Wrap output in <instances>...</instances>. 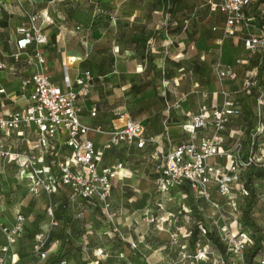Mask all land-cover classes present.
Instances as JSON below:
<instances>
[{
  "label": "rangeland",
  "instance_id": "374dc122",
  "mask_svg": "<svg viewBox=\"0 0 264 264\" xmlns=\"http://www.w3.org/2000/svg\"><path fill=\"white\" fill-rule=\"evenodd\" d=\"M55 3L60 18L42 25L46 33L54 39L60 26L80 27L96 31L98 38L116 47L123 56L120 73L134 74L128 91L136 88L143 96L131 115L148 117L149 127L158 128L164 142L166 137L174 144L181 142L178 134L171 133L203 106L210 112L229 98L240 100L252 123L250 138L240 141L238 147V141L224 143L230 151L239 150L242 157L253 159L245 173L258 187L250 215L264 234V176H255L256 171L264 170V55L250 53L238 37H225L220 28L223 14L210 12L206 0H169L167 7L164 0ZM26 22L22 6L14 0H0V27H5L0 30V41L7 53L16 28ZM10 59L0 52L1 61ZM227 69L235 76L223 75ZM0 75L5 83L16 80L6 71ZM153 93L158 97L150 96ZM16 104L25 107L27 100L21 98ZM117 158L128 159L131 169L115 180L112 197L102 206L78 195L66 198L61 189L35 192L31 180L20 178L22 162L0 157V223L11 227L17 212L25 217L14 241L7 240L0 229L3 264H43L61 243L66 264H247L244 257L254 238L244 226L240 228L237 219H229L232 208L218 192L214 198L222 205L234 237L225 234L218 226L224 219L218 220L215 210L200 202L193 191L190 196L178 189L159 192L158 168L151 157L135 151L129 156L119 153ZM225 160L230 163V159ZM63 200L62 214L70 218L66 226L55 216ZM196 224L219 235L226 252L222 254L203 234L195 248L191 247L189 237ZM252 264H264V247Z\"/></svg>",
  "mask_w": 264,
  "mask_h": 264
},
{
  "label": "built area",
  "instance_id": "2783aa9c",
  "mask_svg": "<svg viewBox=\"0 0 264 264\" xmlns=\"http://www.w3.org/2000/svg\"><path fill=\"white\" fill-rule=\"evenodd\" d=\"M17 1L24 9L27 22L16 28L17 52L9 55L13 62L9 64L0 60V70L7 69L20 75L24 73L21 63L27 66L28 72L21 79L22 96L27 99V105L0 112V157L9 162L21 161L20 177L31 180L35 192L38 189L52 192L68 186L74 195L97 200L104 205L109 203L115 180L125 177L121 171L128 169L129 165L124 160L111 163V153L119 148L150 153L158 168V191L165 193L187 185L197 199L215 210L218 220L224 219L218 226L225 234L234 237L214 192L227 200L232 208L228 213L229 219H237L241 228L233 189L236 188L240 194L247 193L241 179L253 159L242 157L239 150L232 152L227 149L221 135L231 119L241 114L239 100L229 98L221 108L210 112L203 106L181 125L189 138L176 145L166 137L169 145L165 146L164 141L149 133L142 122L131 119L126 111L120 109L113 114L114 117L126 118L122 127L105 129L85 123L79 113L80 92L68 79L67 88L63 89L48 73L42 47L50 43V38L39 24V13L32 3L29 8L23 0ZM256 2L261 25L256 24L250 15ZM206 5L210 12L223 14L220 28L225 37H239L250 53H264V0H206ZM44 20L51 22L52 19L47 16ZM1 47L0 42V52L6 55ZM222 74L235 76L232 69ZM92 79L90 71H84L77 77L76 85L86 88ZM250 84L248 80L247 86ZM6 93V87L0 83V94ZM96 111L97 108L93 107L91 115L95 116ZM200 131L205 134L197 140L196 135ZM92 132L105 136L104 142L98 145L90 137ZM237 141L236 147L240 146V141ZM218 157L221 159L217 160ZM225 158L230 159L229 164ZM24 219V215L18 213L11 227L0 223L7 240L14 241L20 235ZM200 227L205 233L206 228ZM7 249L2 248L5 252ZM3 263V257H0V264ZM60 264H66V261Z\"/></svg>",
  "mask_w": 264,
  "mask_h": 264
},
{
  "label": "crops",
  "instance_id": "0c3cea01",
  "mask_svg": "<svg viewBox=\"0 0 264 264\" xmlns=\"http://www.w3.org/2000/svg\"><path fill=\"white\" fill-rule=\"evenodd\" d=\"M14 1H16L19 6L18 1ZM55 2L56 0H23L26 7L30 8L29 4H33L35 11L40 15L39 24L41 26L48 22L44 20L47 16H50L52 20L60 18V15L58 14L59 10ZM52 20L47 24H51L53 22ZM62 21L63 20H60V22ZM4 28L5 27H0V30H3ZM44 32L46 33L45 30ZM96 33L97 32L94 30L86 32L84 28L76 27L73 29L65 26L59 27V31L56 33L54 39H51L50 35L46 33L50 38V43L44 45L42 51L47 58V69L51 79L63 89L67 88L66 80L68 79V81L74 85L75 90L80 92L78 101L80 107L79 113L85 123L92 126L100 125L105 129L122 127L126 122V118L114 117L113 114L114 111L120 109L126 111L131 119L142 122L147 127L149 133L156 135L159 139L163 140L162 138L164 135L158 128L151 129L149 127L148 117L145 116L140 119L139 117H133L131 115V112L139 106L140 102H142V92L137 91L138 89L136 90V88L128 91V84L134 74L125 72L123 75L120 73L123 56L120 53H117L118 51L116 47L113 49L111 45L103 42V38H98ZM15 39L16 36L13 39V43L8 45L9 53L4 51L6 56L7 54L9 56L17 52ZM197 42L198 41H196V43ZM214 47H219V45H214ZM196 48L199 49V47ZM12 62L13 59H10L9 62L6 63L10 64ZM21 67L24 73L20 75L11 73V71L7 69L0 70L16 76L15 81L7 80L5 83L4 78L0 75V83L1 85H4L7 90L6 94H0L1 113L3 111H13L17 108H21L20 106H17L16 102L21 98L26 99L22 96L21 79L27 74L28 69L23 63H21ZM84 71H90L93 77L89 86L86 88L78 87L76 85L77 77ZM122 78L124 79L122 80ZM115 84H119L120 86H116ZM124 90L127 91L124 92ZM150 96L157 98L158 94L153 93ZM93 107L97 108L95 116L91 115ZM119 121H122L121 125L116 124ZM230 129H233V133H239L240 131H236L237 128H234L233 126H228L226 133ZM207 133H210V131ZM171 134H178L181 142L186 140L184 139V136L188 135L183 133L182 129L176 130ZM204 134V131L198 132L196 139L198 140ZM90 137L95 140L98 145L102 144L105 139V136L95 132L90 133ZM164 143L165 146L169 145L168 141ZM179 143L174 144L173 140H171L172 145ZM122 150L123 148H119L115 154L125 153L129 156L134 154L135 151L142 153V151L134 148L130 151ZM146 157H151L150 153H147ZM115 160L118 161V158H115ZM152 160L154 159L152 158ZM130 169L131 166H128V169L123 171H130ZM123 171H121V175H123Z\"/></svg>",
  "mask_w": 264,
  "mask_h": 264
},
{
  "label": "trees",
  "instance_id": "16d2710c",
  "mask_svg": "<svg viewBox=\"0 0 264 264\" xmlns=\"http://www.w3.org/2000/svg\"><path fill=\"white\" fill-rule=\"evenodd\" d=\"M168 1L169 0H164L165 7H167V5H168L167 2ZM250 15H251V17H253L255 19L254 21H255L256 24H258V25L262 24V22L260 21V17L258 15V2L254 3L252 5L251 11H250ZM0 42L2 43V47L1 48H2V50L4 52L5 50L3 49V42L2 41H0ZM256 54H258V53H256ZM260 54H262V53H260ZM263 55H264V53H263ZM10 58L12 59V57H10ZM239 104H240V108H241V114L239 115V117L231 119V121L227 124L225 130H223L221 132V135H222V137L224 139V142H226V143L229 141L230 143L233 144L237 140H239V141L245 140L246 141V140H248L250 138V134L248 133V130L252 127V123H251V121H249L250 117L248 116V114L245 113V110L242 107L240 100H239ZM246 124H249L248 127L246 126ZM231 125L232 126H237L236 127L237 128L236 131L240 130L239 133H233V129H230L226 134H224L223 132H226L227 127L231 126ZM242 127H243V129H241ZM242 135H243V137H241ZM226 143H224L225 147L227 149H229V146ZM123 150L125 151L126 149L123 148ZM142 154L145 157L147 156V152L142 151ZM117 156H118L117 153L116 154H115V152L111 153V157L112 158L114 157V159H113L114 162H113V160L110 159L111 163L117 162V160H115V158ZM122 160L128 162L129 163L128 166H131V163H130V161L128 159H118V161H122ZM251 166H252V163L243 172L242 179H241L243 187L247 191V193L246 194H244V193L240 194V193L236 192V188L233 189V194H235L233 199L235 198L238 210L240 212L239 220H240L242 226H244L245 231H248L250 236L254 238L252 245L248 248V250L246 252V255L244 257V261L247 264H252L254 258L257 257L260 254L261 250L264 247V234L262 233L261 229L256 224L255 220L250 215V211H251L252 205L255 202V195H256V193H255L256 191L255 190L258 188L255 184L252 183V179L248 180L245 177V173L248 170H250ZM255 176L263 177L264 176V170L256 171V175ZM21 179H25L27 181L29 180V179H27L25 177L21 178ZM114 186H115V183H114L113 188H112V194L114 192V188H115ZM61 190L64 191V194L66 195V198H69L70 195H74L72 189L70 187H68V186H65V187L61 188ZM178 191H180L182 193H185L187 196H190V193H191L192 190L187 185H184L183 187L178 188ZM112 194H111V197H112ZM80 199L88 200V199H84V198H81V197H80ZM94 202L97 203L98 205H102L97 200H94ZM200 202H202V201H200ZM226 203L228 205L227 200H226ZM63 208H64V200L61 201V203L58 205L57 209L55 210V216L58 219L62 220L63 224L66 226L68 224L70 218H69V216H67L65 214H62ZM18 213L19 212H17L15 214V216ZM201 234L204 235L203 236L204 238H207V239L211 240L218 247V249L222 252V254H224L226 252V246L224 245V242H223V240H221L220 236L217 235L212 230H210L208 227H206L205 233H204L202 228L200 227V224L194 225L192 230H191V235L189 237V243H190L191 247L195 248L196 243H197V241L199 239V235H201ZM1 242H2V240L0 238V244H1ZM63 248H64L63 247V243H61V245L57 249H55V251L53 253H51L45 259L43 264H60V262L62 261V259L65 256V253H63ZM18 253H19V251L17 252V254ZM18 259H20L19 254H18Z\"/></svg>",
  "mask_w": 264,
  "mask_h": 264
},
{
  "label": "bare ground",
  "instance_id": "6f19581e",
  "mask_svg": "<svg viewBox=\"0 0 264 264\" xmlns=\"http://www.w3.org/2000/svg\"><path fill=\"white\" fill-rule=\"evenodd\" d=\"M137 182H138V181H137ZM144 250H145V251H149V249H148L147 247H144Z\"/></svg>",
  "mask_w": 264,
  "mask_h": 264
}]
</instances>
